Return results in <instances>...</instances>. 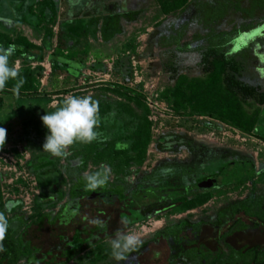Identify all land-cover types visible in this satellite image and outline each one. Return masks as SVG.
I'll return each mask as SVG.
<instances>
[{
  "label": "rangeland",
  "instance_id": "374dc122",
  "mask_svg": "<svg viewBox=\"0 0 264 264\" xmlns=\"http://www.w3.org/2000/svg\"><path fill=\"white\" fill-rule=\"evenodd\" d=\"M8 1L0 0V18L9 17L0 22V36L5 42L28 46L24 53H14L10 58L28 89L18 94L9 89L0 91V127L7 132L0 158L16 162L7 167L16 171L11 178L0 168L1 195L4 202L20 205L15 214L21 219L16 225L17 235L32 250V256L18 264H203L188 261L180 248L187 249L193 243L202 252L221 249L228 256L229 248L238 251L264 245L262 227L236 232L220 241L219 236L233 220L226 224L225 219L218 218L230 206L247 199H261L264 206V105L258 123L246 136L213 117L198 115L189 106L176 107L172 96L181 77L198 79L206 70L203 60L209 43L204 34L208 30L213 32L210 36L229 35L222 53L240 66L241 82L264 93V6L260 7L258 0H182L181 7L173 3V11L172 1L162 7L155 0H91L100 3L87 14L100 16V21L91 25L84 24V18L81 24L68 19L67 0L56 4L50 0ZM219 2L228 17L211 19L206 14L216 10ZM49 7L53 9L51 17L45 20L42 12ZM23 15L38 16V30L29 32ZM82 31L86 33L82 35ZM91 31L96 32L89 34ZM48 32L51 40L49 49L44 50L39 41ZM70 47L71 53H67ZM55 57L75 58L84 65L77 76L69 78L65 66L52 60ZM68 95L91 96L100 109L104 104L111 107L100 119V124L111 127V133L108 130L99 139L97 130L99 141L105 136L115 139L130 129L131 119L120 113L117 104L127 105L149 123L150 141L141 166L115 171L106 162L89 161L81 174L84 178L103 169L110 183L122 179L123 198L105 190L100 180L87 187H73L70 163L87 144L71 146L57 165L61 175L58 192L64 193L61 201H57L56 192L40 186L30 171L34 157L50 155L42 149L48 131L40 117L54 111ZM238 161L251 162L252 171L239 180L221 174L223 166ZM173 165L193 172L189 179H170L168 183L179 193L188 189L192 208L164 202L123 212L128 193L141 178ZM23 172L27 173L24 180L20 178ZM203 192L207 199L194 198ZM43 196L46 199H41ZM38 202L42 206L39 212ZM40 215L49 218L44 216L38 224ZM118 218L124 222L119 223ZM118 231L136 234L142 241L120 261L113 258L111 249ZM173 233L180 239L178 245L163 238Z\"/></svg>",
  "mask_w": 264,
  "mask_h": 264
},
{
  "label": "trees",
  "instance_id": "16d2710c",
  "mask_svg": "<svg viewBox=\"0 0 264 264\" xmlns=\"http://www.w3.org/2000/svg\"><path fill=\"white\" fill-rule=\"evenodd\" d=\"M155 1L162 7L167 6L168 2L172 1L171 11L175 9L173 3L178 4L179 7L183 5L182 0ZM52 10V8H48L50 14ZM206 25L207 23L204 25L207 29ZM209 34L211 35L213 32L208 30L204 37L209 43V52L203 60L207 67L206 70L198 79L181 77L177 81L172 95L173 104L176 107L189 106L198 115L213 117L238 130L241 134L248 136L259 121L260 107L264 105V93L241 82L239 80L240 66L233 59H227L222 53V47L227 44L229 35L221 33L210 36ZM50 40L51 33L48 32V34H45L42 44L44 50H48ZM9 45L16 46L15 54H22L28 49V46L9 41L5 42L0 36V46L7 48ZM65 66H67V62ZM14 84V81H9L6 89L13 91ZM27 89L28 87L23 84L19 92L21 93ZM203 98L204 100H202ZM193 99H196L197 102L192 103ZM199 101H203V103ZM203 104H209V107L205 109L203 108ZM116 107L119 108L120 113H124L131 119L130 129L125 134H121L117 138L115 137V139L105 136V139H102V141L96 139L90 145L87 144L85 151L74 154L72 157L74 163H70L69 169L73 168L74 170V188L87 187L100 180L103 186L108 187L120 198H123V180L116 178L113 183H110L108 175L103 169H96L84 178L81 176L82 173L86 172L89 161H92L93 164L106 162L115 171H120L131 165L141 166L144 162L146 149L150 141L149 123L146 119L138 117L127 105L117 104ZM110 109L111 107L108 104H104L103 109L99 108L100 119ZM106 126H103L102 123L99 125L97 129L100 133L99 139L105 135V132L107 133L111 129V127L108 129ZM109 133H111V130ZM163 149L170 151L172 148L163 147ZM62 157H53L51 155L36 156L32 159L29 166L30 171L38 180L40 186L45 187L48 192H56L58 194L57 201H61L64 198V193L58 192L61 175L57 169V165ZM192 173V170L187 167L177 168L173 165L160 167L149 176L141 178L137 191L130 192L127 195L128 202L126 204L128 211L141 210L164 202H178L192 208L193 204L187 200L188 189L183 188V193H179L168 184L170 179H180L182 177L189 179ZM166 187H169V192L166 191ZM70 195L73 197V194ZM194 196L192 197L201 201L208 198L206 192L194 194ZM41 199L46 198L43 196ZM46 207L50 206L47 205ZM19 210L20 205L18 203L3 201L0 178V212L4 213L7 217L9 225L6 237L2 242L3 251H0V264H18L21 260L29 259L32 256L29 244H24L21 237L17 235L16 225L17 223H21V219L15 214ZM40 210H42V206L41 202H38L36 203V211L39 212ZM224 214V216L219 215L218 218L225 219L224 222L226 224L231 220H233V223L227 227L225 233L219 236L220 241L236 232L246 231L249 228H264V206L261 204V199H247L234 204ZM11 215L14 216L10 218ZM44 216L40 215L38 217V224L42 222ZM45 217L49 218V216ZM175 234L173 233L169 237L163 236V238L166 240L170 239L174 245H178L180 239L177 235L174 236ZM180 254L190 262L199 261L203 264H264V245L243 248L238 251L229 248L227 256L221 249L216 253L202 252L191 243L187 249L180 248ZM74 255L72 254L69 260Z\"/></svg>",
  "mask_w": 264,
  "mask_h": 264
},
{
  "label": "clouds",
  "instance_id": "9594fccd",
  "mask_svg": "<svg viewBox=\"0 0 264 264\" xmlns=\"http://www.w3.org/2000/svg\"><path fill=\"white\" fill-rule=\"evenodd\" d=\"M16 52L15 45L7 48L0 46V91H4L9 81H15L13 91L19 93L25 82L20 69L10 64V58ZM48 134L42 149L53 157H62L76 143L88 144L97 139L100 125L99 102L91 96L68 95L56 109L40 117ZM6 129L0 127V150L6 144ZM8 219L0 212V251L6 237ZM142 241L136 234L118 231L111 241L112 256L115 260L124 259V254L136 250Z\"/></svg>",
  "mask_w": 264,
  "mask_h": 264
},
{
  "label": "crops",
  "instance_id": "0c3cea01",
  "mask_svg": "<svg viewBox=\"0 0 264 264\" xmlns=\"http://www.w3.org/2000/svg\"><path fill=\"white\" fill-rule=\"evenodd\" d=\"M16 1L17 0H15V1L14 0H10V2H13V3H17ZM19 1H21V0H19ZM23 1H25V0H22L21 2H23ZM26 1H28V0H26ZM60 1L62 2L63 0H50V3L56 4L57 2H60ZM5 2L8 3L9 1L5 0ZM99 5H100V3L96 2V1L93 2L91 0H67V6H68V9H67V13L68 14L67 15H68V19L69 20H74L76 23H80L81 24V19L84 18V19H82L84 24L89 23L90 25L96 23V21L99 22L100 21V19H99L100 16L99 15L87 17L88 12H94L99 7ZM16 11H18V10H16ZM99 12H101V11H99ZM50 17H51L50 16V12L48 10H44L42 12V18L43 19L48 20ZM21 18L22 19L23 18L26 19V23L25 24H26V27L29 30V32H33L35 30H38V28H39L38 16H36V17L35 16H28L27 17V16L23 15V17H21ZM0 20H1L0 22H4V20H9V17H6L4 19L0 18ZM19 20H21V19H19ZM3 24H5L6 26H10V24H8V25L6 23H3ZM78 30L75 31L76 34H79ZM95 32L96 31H91V32H89V34H92V33H95ZM85 33H86L85 31L81 32L82 35H84ZM76 34L74 35L75 36L74 39H76V37H77ZM39 42L43 44L44 39L40 40ZM39 45H37L36 47H39ZM71 49H72L71 47L68 48V50L66 52L67 53H69V52L71 53ZM52 60H54L58 64H62L63 66H65L66 62H67V66H65V68H66L65 72H66V76L69 77V78H71V77L74 78L75 76H77L78 75V71L81 70L83 65H84V62H82V63L81 62H77V60H75V58H74V60H65V59H61V58L55 57Z\"/></svg>",
  "mask_w": 264,
  "mask_h": 264
},
{
  "label": "flooded vegetation",
  "instance_id": "af4514ba",
  "mask_svg": "<svg viewBox=\"0 0 264 264\" xmlns=\"http://www.w3.org/2000/svg\"><path fill=\"white\" fill-rule=\"evenodd\" d=\"M260 7H263L264 6V0H258L257 2H256ZM253 5V4H252ZM219 6H221V4H220V2H219V4H218V8L216 9V10H213L212 12H210V13H208V14H206V15H208L209 17H213V18H226V17H228V12L227 11H223L222 10V8H219ZM223 7H226V6H223ZM239 8V6H236V9H238ZM207 11V10H206ZM211 11V10H210ZM239 11H241V10H239ZM202 25V24H201ZM200 29H202L203 31H204V29L205 28H203V27H201ZM208 32V31H207ZM206 32V33H207ZM204 37H205V34H204ZM201 39V38H200ZM204 39V38H203ZM203 39H201V40H203ZM195 40H197V38L195 39ZM205 40V39H204ZM225 47V46H224ZM224 47H222V49L224 48ZM237 63V62H236ZM202 75H203V73H202ZM201 75V76H202ZM200 76V77H201ZM187 78H190V77H187ZM241 162H248V163H251V162H249V161H238V162H235V163H241ZM232 164V163H231ZM251 166H252V168H253V165L251 164ZM223 167H225V166H223ZM222 167V168H223ZM221 168V169H222ZM221 171V170H220ZM222 175H224V174H222ZM224 176H226V175H224ZM215 177V176H214ZM245 177V176H244ZM243 177V178H244ZM212 179V177H210V178H208V180H211ZM103 184V183H102ZM102 187L103 188H105V190H106V188H108V187H106V186H103L102 185ZM137 189H138V187L136 186L135 187V190L133 191V192H135V191H137ZM135 196H137V194H135ZM80 201L81 200H79V201H76L75 202V205H77L78 203H80ZM66 205V204H65ZM124 208H123V212L124 213H126V212H128V207H127V204L126 203H124ZM140 211V210H139ZM122 212V213H123ZM121 217V216H120ZM118 222L119 223H122V222H124V221H122L120 218H118ZM196 247V246H195Z\"/></svg>",
  "mask_w": 264,
  "mask_h": 264
},
{
  "label": "water",
  "instance_id": "95a60500",
  "mask_svg": "<svg viewBox=\"0 0 264 264\" xmlns=\"http://www.w3.org/2000/svg\"><path fill=\"white\" fill-rule=\"evenodd\" d=\"M252 171L251 163L241 162L232 163L221 169V174L226 175L230 179L239 180L248 175Z\"/></svg>",
  "mask_w": 264,
  "mask_h": 264
},
{
  "label": "built area",
  "instance_id": "2783aa9c",
  "mask_svg": "<svg viewBox=\"0 0 264 264\" xmlns=\"http://www.w3.org/2000/svg\"><path fill=\"white\" fill-rule=\"evenodd\" d=\"M184 153H185V151L184 150H181V154H184ZM167 155H170L171 156V153L170 154H167ZM174 157H177V155L174 156ZM179 158H180V156H178V159L177 160H180ZM184 158H186V157H184ZM14 163H16V162L14 160H12L11 158L10 159L9 158H0V168L8 171L7 173L9 175V178H11L12 175H13L12 173L15 174L16 171L13 170V167H12V170L10 168L7 169V167L8 166L11 167V165H13ZM1 169H0V171H1ZM20 175H23L22 177H20L23 180L27 177V173H25V172H23ZM16 177H18V176H16Z\"/></svg>",
  "mask_w": 264,
  "mask_h": 264
}]
</instances>
